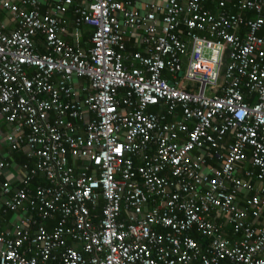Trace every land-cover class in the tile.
Segmentation results:
<instances>
[{
    "label": "built area",
    "instance_id": "obj_1",
    "mask_svg": "<svg viewBox=\"0 0 264 264\" xmlns=\"http://www.w3.org/2000/svg\"><path fill=\"white\" fill-rule=\"evenodd\" d=\"M18 1L0 264H264V0ZM72 8L89 48L63 39Z\"/></svg>",
    "mask_w": 264,
    "mask_h": 264
},
{
    "label": "crops",
    "instance_id": "obj_2",
    "mask_svg": "<svg viewBox=\"0 0 264 264\" xmlns=\"http://www.w3.org/2000/svg\"><path fill=\"white\" fill-rule=\"evenodd\" d=\"M12 1L19 4L18 0H12ZM150 1L156 2L158 4L165 3V0H136V6L138 9H140L142 11V10H144V4L149 3ZM234 1L236 4L239 2V0H234ZM80 5H81V3H76V6H80ZM209 8L211 10L215 11V8L213 6L209 7ZM74 9H75V7H74ZM233 10L235 13H241V15H244L248 19H255L256 18L255 13L247 12L246 10L238 9L237 7L234 8ZM65 17L69 21V25H68V32L63 35V39L69 44H73V45L80 46L83 48L91 47V40H90L91 36H90V34L92 35L93 28L82 27L80 29V37H77L76 33H75L76 30H75V23H74L76 16L73 13V8L66 14ZM17 29H18V22L14 18V16L12 14H9L8 12L4 11L0 7V30L5 32V33L10 34ZM42 39H43L42 37H39L38 48L40 51L43 52V50H45V47H44V42ZM134 39H135L134 37H130V40L128 42V45H129L128 51L129 52H132V51L138 49V44L135 42ZM168 78L171 79L170 76H168ZM153 111H158V109L153 108ZM168 121L172 122V119L169 118ZM14 129H16L15 126L8 124L7 122H5L2 119V117H0V157L1 158H8L10 156L9 155V150H10L9 146L10 145H9V142L7 141L6 138L8 135H16V130H14ZM12 156L16 160L15 161L16 164H21L22 162H24V157H23V154L21 152H15L12 154ZM245 170H253L254 172H256V174L259 173V171L255 170L250 163H247L242 171H245ZM242 171H240V173H242ZM39 180H45V179L43 177H38V181ZM252 183L256 188H259L260 184L264 183V182L257 180L254 176V178L252 179ZM252 194L253 193H249L248 195H252ZM11 218H14V217L11 215V217H9L8 219H11ZM218 222L220 223V225L223 226L226 233L230 237L234 236L232 228H230V226H228L226 224V220H224L223 217L219 218ZM4 224H6L5 227L10 226L9 223L4 222ZM196 235H198L197 238L201 239V236L199 234H196ZM234 237L240 238V236H234Z\"/></svg>",
    "mask_w": 264,
    "mask_h": 264
},
{
    "label": "trees",
    "instance_id": "obj_3",
    "mask_svg": "<svg viewBox=\"0 0 264 264\" xmlns=\"http://www.w3.org/2000/svg\"><path fill=\"white\" fill-rule=\"evenodd\" d=\"M90 36H92L91 34H90ZM135 51V50H134ZM11 215H13L12 213H9L8 215H5V217H10ZM2 220V217H0V221ZM50 228H51V226H49ZM198 235H196V237H197Z\"/></svg>",
    "mask_w": 264,
    "mask_h": 264
},
{
    "label": "bare ground",
    "instance_id": "obj_4",
    "mask_svg": "<svg viewBox=\"0 0 264 264\" xmlns=\"http://www.w3.org/2000/svg\"><path fill=\"white\" fill-rule=\"evenodd\" d=\"M248 12H250V11H248ZM128 43V42H127ZM128 49H129V45H128ZM217 222H218V220H217ZM218 224H220L219 222H218Z\"/></svg>",
    "mask_w": 264,
    "mask_h": 264
}]
</instances>
